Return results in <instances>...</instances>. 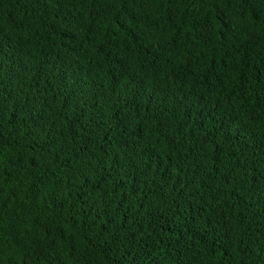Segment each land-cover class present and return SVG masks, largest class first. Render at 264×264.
Instances as JSON below:
<instances>
[{
  "label": "trees",
  "instance_id": "obj_1",
  "mask_svg": "<svg viewBox=\"0 0 264 264\" xmlns=\"http://www.w3.org/2000/svg\"><path fill=\"white\" fill-rule=\"evenodd\" d=\"M0 133V264H264V0H0Z\"/></svg>",
  "mask_w": 264,
  "mask_h": 264
},
{
  "label": "snow or ice",
  "instance_id": "obj_2",
  "mask_svg": "<svg viewBox=\"0 0 264 264\" xmlns=\"http://www.w3.org/2000/svg\"><path fill=\"white\" fill-rule=\"evenodd\" d=\"M132 84V87L136 90H138L141 85H139L135 80H133L131 82ZM100 120L101 122L103 121V112L101 110V114H100ZM101 125L100 124H97V127H100ZM2 133H0V139H2ZM262 150H264V143H261L260 146H259ZM82 172H86L89 170L90 167H93L94 168V165H93V162H92V159H89L87 155H84L80 158V161L78 162V165H77ZM121 167L120 165V162L119 161H115L114 162V170L116 168H119ZM97 183H100V181H97ZM101 198H102V195H101ZM120 229L118 227H116L115 225L113 226L112 229H109L107 226L104 227L103 229V233L101 232H94L92 233V237L91 239L94 241V246L95 247H102L104 245H107L108 247V251L110 253H112L113 255H115L114 252H112V248H113V245H115L116 243V238L119 236L120 234ZM109 234L112 236V239L109 240L107 238V236H105L104 234ZM206 235L204 237H201L202 239H205L206 238ZM96 241H98V243H95ZM117 249H118V246H117ZM151 255V253H149ZM51 264H62L61 262V258L59 256V254L51 257ZM113 264H120V260L119 258H117L115 261H113Z\"/></svg>",
  "mask_w": 264,
  "mask_h": 264
}]
</instances>
